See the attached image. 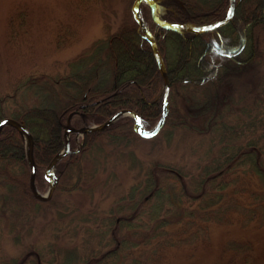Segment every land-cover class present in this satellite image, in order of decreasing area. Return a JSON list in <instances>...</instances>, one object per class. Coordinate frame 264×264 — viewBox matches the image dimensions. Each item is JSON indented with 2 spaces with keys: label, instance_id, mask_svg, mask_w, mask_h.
Listing matches in <instances>:
<instances>
[{
  "label": "trees",
  "instance_id": "trees-1",
  "mask_svg": "<svg viewBox=\"0 0 264 264\" xmlns=\"http://www.w3.org/2000/svg\"><path fill=\"white\" fill-rule=\"evenodd\" d=\"M134 1L126 0L116 29L105 23L106 37L98 39L107 44L109 82L105 87L95 88L98 72L93 70L85 80H77L78 74H31L9 92H0V121L13 118L33 136L36 185L41 192L49 186L47 167L66 145L68 123L76 130L101 125L127 109L139 116L144 129L151 130L162 117L165 81L151 43L134 17ZM156 2L162 20L194 26L224 19L230 7V0H218L209 8L200 0ZM140 13L169 76L163 129L146 139L135 131V119L123 116L104 130L84 134L80 146L72 132L71 153L57 163V186L52 199L44 202L30 187L24 136L11 125L2 128L0 230L8 223L14 243L23 248L14 258L0 257L5 264H173L175 254L184 250L195 254L207 247L216 227L264 230V0H236L234 17L227 25L200 34L158 25L147 5L140 7ZM28 16L27 7L21 6L10 17L11 42L26 29ZM74 34L62 32L57 47L66 45ZM239 54H243L240 59ZM68 81L83 91L80 99L67 97ZM27 87H43L55 102L44 107L21 102L20 92ZM252 90L259 98L256 95L253 114H244L249 121L244 116L231 124L223 120L225 99L235 94L243 100ZM183 99L189 106L186 112L185 105L181 108ZM190 116L200 124L191 122ZM211 133L218 135L216 141L208 137L201 158L192 164L160 159L145 163L135 155L144 143L154 147L163 138L171 141L178 136L180 144H185ZM105 145L115 147L104 154L107 158L118 152L135 173L132 184L119 193L106 215H74L75 232L90 220L93 225L81 230L88 242L93 239L98 246L84 253L70 250L61 258L52 244L36 245L30 240L36 221L52 208L64 207L60 198L80 188L85 162ZM260 250L253 240L232 239L224 246L223 261L216 264H264Z\"/></svg>",
  "mask_w": 264,
  "mask_h": 264
},
{
  "label": "rangeland",
  "instance_id": "rangeland-1",
  "mask_svg": "<svg viewBox=\"0 0 264 264\" xmlns=\"http://www.w3.org/2000/svg\"><path fill=\"white\" fill-rule=\"evenodd\" d=\"M217 1L200 0V3L209 8ZM125 2L126 0L90 2L0 0V92H9L18 80L31 74H78L77 80H85L88 78L86 74L93 70L98 72L95 88L105 87L109 82L107 44L98 39L106 37L105 23H110L112 30L116 29L122 19ZM21 6H26L29 12L27 27L13 43L9 36V19ZM66 30L75 34L67 40L66 45L59 48L57 47L58 36ZM94 40L98 41L91 45ZM88 46L89 48L86 49ZM242 57L243 54H239V59ZM71 60L74 61L70 63ZM69 82L66 88L67 97L80 99L83 91L77 90L71 83L69 85ZM240 85L241 83L237 86L240 87ZM252 91L254 93H250V96L243 100L235 94L226 98L224 108H227V112L223 120L231 124L244 114H253L252 105L259 98V93ZM20 100L27 105L40 107L49 106L51 101L55 102L43 87L23 89L20 92ZM181 103V108L185 105L182 109L186 112L188 103L184 99ZM54 105L57 106V104ZM190 118L191 122L194 120L200 124L196 117L190 116ZM243 119L249 121L247 116ZM217 136L211 133L210 136L197 138L185 144H180L178 136H174L171 141L163 138L162 142L154 147L150 143L142 144L135 150V155L145 163L160 159L189 161L192 164L201 158V149L209 138L216 141ZM79 142L80 140L77 139V144L80 146ZM113 149H115L114 146L105 145L102 151H95L91 155L85 162V177L80 188L71 195L66 194L60 198L61 207L64 206L60 211L52 208L46 217L36 221L30 237L32 242L38 246L52 244L61 258L70 250L84 253L88 247L98 246L96 241H92L93 239L88 242L86 234L81 230L93 225L90 220H86L83 225L80 224L81 228L75 232L74 215L76 213H79L81 217L90 215V218L106 215L119 193L132 184L135 172L130 168L129 163L122 162L118 152L112 157L109 155V158L105 156ZM73 208L76 209L74 212H72ZM65 214L69 215L65 216ZM9 227L6 223L0 230V257L7 260L19 255L23 249L21 245L14 243ZM232 239L253 240L258 247V252L260 247L264 261V230L250 231L240 226H233L214 228L212 241L207 247L195 254L190 253L189 250L181 251L175 254L173 264L222 262L224 246ZM0 264L5 262L0 261Z\"/></svg>",
  "mask_w": 264,
  "mask_h": 264
},
{
  "label": "water",
  "instance_id": "water-1",
  "mask_svg": "<svg viewBox=\"0 0 264 264\" xmlns=\"http://www.w3.org/2000/svg\"><path fill=\"white\" fill-rule=\"evenodd\" d=\"M230 3H231V8H230V11L228 13V16L225 19L218 21L212 25L198 27V26H193V25H179V24H172V23L164 22V21L160 20L158 17L157 4H156L155 0H136L134 3V6H133L134 17H135L136 21L139 23L140 27L142 28L147 40H149V42L151 43L155 59L157 61V64H158V66L162 72V75H163L164 81H165V95H164V104H163V114H162L161 120L159 121L158 125L153 130L147 131L142 127V124H141V121H140V118L138 117V115H136L131 110H121L118 113H116L113 117H111L109 120H107L104 124L96 125L93 127L82 128L79 130V133L83 135L85 133H89L92 131L104 130L107 127H109L110 125H112L115 121H117L122 116L131 115L135 119V130H136V132L140 136H142L143 138H153L162 130V128L166 122L167 115H168V96H169V90H170L169 76H168L162 55L160 54V51L158 49L155 37L152 34V32L147 28V26L145 25V23L143 22V20L141 18V14H140V5L141 4L150 5L152 18L154 19V21L158 25L165 27L167 29H170V30L178 31V32L184 30V31H188L191 33L198 34V33H205V32L215 30V29L220 28V27L226 25L227 23H229L234 16L236 0H230ZM7 125H11V126L15 127L25 137L26 145H27V152H28V159H29L30 168H31L30 187H31V190H32L34 196L40 201L50 200L53 196V193H54L56 185H57V180H55V178L53 176V172L55 170V165L61 159H63L66 155H68L70 153V151H71L70 150V134H71V132H73L75 130L73 128H71L69 125H67L66 132H65L66 147L64 148V150L61 153H59L56 157H54V159L51 161L50 165L48 166V168L45 172V177L50 184V188L46 194H41L38 191V189L36 187V183H35L37 166H36L34 156H33V146H34L33 136L25 128V126L23 124H21L20 122L16 121L15 119H12V118H5V119L0 121V131L3 127H5Z\"/></svg>",
  "mask_w": 264,
  "mask_h": 264
}]
</instances>
